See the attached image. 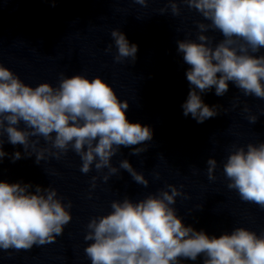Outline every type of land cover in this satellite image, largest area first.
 Listing matches in <instances>:
<instances>
[{
  "label": "clouds",
  "instance_id": "clouds-1",
  "mask_svg": "<svg viewBox=\"0 0 264 264\" xmlns=\"http://www.w3.org/2000/svg\"><path fill=\"white\" fill-rule=\"evenodd\" d=\"M148 2L135 0L145 7ZM167 4L173 16L180 15V4H184L208 21L197 22L195 40L177 41L192 86L182 104L185 117L191 115L203 123L217 116L222 106H208L200 93L214 87L217 96H224L230 82L245 97L264 99V55H255L264 48V0H167ZM167 10L160 9V14ZM210 30L223 38L214 44V37L205 34ZM110 35L117 50L114 61L134 63L138 45L130 44L118 28ZM128 108V101H121L100 76L90 79L61 73L56 87L48 82L33 87L0 63V163L8 155L3 150L6 134L10 144L22 145L23 154L34 155L37 164L50 158L60 160L71 150L80 157L84 174L93 166L97 173L107 169L102 176L107 182L123 169L135 183L147 187L149 181L127 159L119 167L111 162L122 147L132 148L130 155L146 152L153 139L150 126L128 120ZM243 111L250 109L245 105ZM247 119L254 124L258 117ZM232 147L223 164L227 188L235 190L241 201L264 209V142ZM21 158L19 151L12 156L13 162ZM206 163L208 179L215 180L217 160L210 157ZM98 178L92 177V188ZM32 189L31 184L0 181V250H29L52 243L72 220V203L65 204L57 189L51 185ZM179 196L188 198L169 184L138 201L127 196L113 200L110 212L87 224L86 257L91 264H181L198 257H203V264H264V233L236 227L217 237L185 226L172 207Z\"/></svg>",
  "mask_w": 264,
  "mask_h": 264
}]
</instances>
